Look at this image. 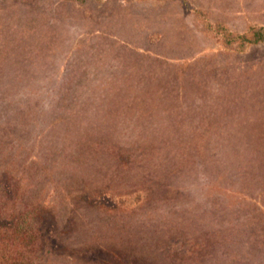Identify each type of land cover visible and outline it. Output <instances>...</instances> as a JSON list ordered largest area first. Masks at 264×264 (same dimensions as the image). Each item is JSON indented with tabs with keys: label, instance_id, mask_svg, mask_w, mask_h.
Instances as JSON below:
<instances>
[{
	"label": "rangeland",
	"instance_id": "1",
	"mask_svg": "<svg viewBox=\"0 0 264 264\" xmlns=\"http://www.w3.org/2000/svg\"><path fill=\"white\" fill-rule=\"evenodd\" d=\"M257 27L264 0H0V207L35 209L29 264H264Z\"/></svg>",
	"mask_w": 264,
	"mask_h": 264
},
{
	"label": "trees",
	"instance_id": "2",
	"mask_svg": "<svg viewBox=\"0 0 264 264\" xmlns=\"http://www.w3.org/2000/svg\"><path fill=\"white\" fill-rule=\"evenodd\" d=\"M263 39L264 27H257L249 41L257 42ZM4 188L7 189L8 185ZM6 206L8 208L2 211L0 207V264H29L27 254L38 248L40 241L38 231L29 222L36 211L29 208L23 213H16L13 211V204L7 203Z\"/></svg>",
	"mask_w": 264,
	"mask_h": 264
}]
</instances>
